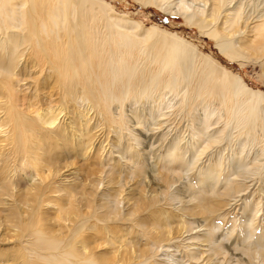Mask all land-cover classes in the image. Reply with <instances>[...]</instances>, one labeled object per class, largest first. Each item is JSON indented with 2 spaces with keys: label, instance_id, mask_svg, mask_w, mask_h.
<instances>
[{
  "label": "bare ground",
  "instance_id": "obj_1",
  "mask_svg": "<svg viewBox=\"0 0 264 264\" xmlns=\"http://www.w3.org/2000/svg\"><path fill=\"white\" fill-rule=\"evenodd\" d=\"M141 1L166 11L176 9L187 22L211 37L218 52L230 62L245 63L251 55L263 57L264 11L247 17L236 0L238 3L232 7L230 0ZM210 1L209 9L206 4ZM109 7L101 0H0V127H7L6 135L0 138V198L13 197L8 171L17 157L25 159L36 171L66 144L68 137L63 136L61 129L56 137L52 136L50 129L55 118L43 113L45 100L54 94L74 112H78L81 103L91 101L101 113L115 119L119 127L127 120L121 116L124 112L114 118L113 104L122 111L130 99L135 104L152 100L157 101V112L161 113L164 107L175 106L171 101L162 105L163 98L172 95L175 99L180 97L176 106L178 111L186 110L192 119L195 127L192 138L197 140L190 151H182L177 143L171 144L167 151L168 165L177 163L182 167L188 153L194 164L205 153L202 149L206 151L230 138L237 147L229 162L240 171L229 167V176L220 177V159L213 167L216 175L208 168L203 170L210 183L198 208L202 213L212 214L222 206L221 196L233 197L245 190L236 178L261 175L264 166L258 164L260 159L246 161L242 153L257 146L261 148L258 157L264 159V92L251 90L240 76L220 68L208 56L197 55L193 47L174 34L162 32L155 25L145 28L125 16L111 15ZM95 8L102 12L99 17L93 11ZM102 17L103 26H98ZM32 73L35 81L40 80L41 85L44 82L43 96L27 94V88L23 91ZM36 106L43 110L40 112ZM155 114L152 111L149 118L156 119ZM134 117L137 125L145 122L142 117ZM74 123L75 118L68 124ZM216 125L222 126L213 129ZM134 140L139 141L136 137ZM152 178L155 182V176ZM218 182L222 186L216 190ZM31 190L35 193L23 192L18 197V203L23 199L29 204L28 212L16 207L0 212L4 218L0 228L7 223L12 230L0 233V264H108L104 262L108 256L101 254L95 259L94 250L102 243L101 226L121 219L116 207L106 202L94 208L91 199L74 197L78 190L76 195L70 194L72 206L76 203L78 211L63 214L62 207L58 214L47 219L40 213L44 202L42 188ZM5 204L0 199V206ZM123 217L132 222V209ZM245 221L251 229L253 218ZM143 231L152 235L150 230L143 228ZM234 232L235 228L231 235ZM106 234L105 242L114 247L117 241L114 232L106 228ZM11 244L13 247L5 248ZM260 246L243 243L240 247L226 246L224 250L218 246L215 250L227 251L233 258L239 254L254 260L252 255ZM236 264L244 263L240 258Z\"/></svg>",
  "mask_w": 264,
  "mask_h": 264
},
{
  "label": "rangeland",
  "instance_id": "obj_2",
  "mask_svg": "<svg viewBox=\"0 0 264 264\" xmlns=\"http://www.w3.org/2000/svg\"><path fill=\"white\" fill-rule=\"evenodd\" d=\"M101 1L110 5L109 14L138 21L145 28L155 25L162 32L174 34L193 47L197 55L208 56L220 68L240 76L251 90L264 92V52L262 58L251 55L245 63L230 62L218 52L211 37L187 22L176 9L166 11L157 5H145L141 0ZM230 1L231 7L240 2L241 10L247 17L264 11V0ZM211 2L206 4L209 9ZM206 7L204 9L209 10ZM93 11L98 17L102 13L99 8ZM97 23L103 26V17ZM26 84L23 91L28 90L27 94L44 95V82L41 85L40 80L35 81L34 73ZM176 98H172V95L163 98L162 105L171 101L172 104H169L175 106L164 107L161 113L157 112V101L152 100L135 104L130 99L124 103L122 111L113 104L111 114L114 118L124 112L121 116L127 120L122 129L115 119L101 113L91 101L81 103L78 112H74L65 100L54 94L45 100L44 110L40 106H36V109L55 118L50 129L54 134L52 136L56 137L57 130L61 129L63 136L68 137L66 144L56 151L59 154L47 159L49 162H42L36 171L25 163V159L17 157L14 160L8 171L13 197L0 198L7 203L0 206V212L9 207L28 212L29 204L23 199L22 203H18V197L23 192L35 193L31 189L39 187L43 190L41 197L44 201L40 213L50 219L62 207L63 214L78 211L76 203L72 206L70 194L76 195L80 190L74 197L91 199L94 208L100 203L109 202L116 207L117 215L121 218L101 226L102 243L94 250L95 259L103 254L108 256L109 259H104L108 264H236V260L241 258L244 264H264V167L259 176L245 174L236 178L245 190L237 196H221L222 206L217 211L212 214L200 212L198 202L205 199L202 193L210 183L204 178L203 170L208 168L216 175L213 167L220 159V177L229 176V167L240 171L229 162L237 153V147L230 138L229 142L226 140L206 151L202 149L205 153L199 155L194 164L188 153L182 167L177 163L168 165L167 151L171 144L177 143L182 151H190L197 140L196 137L192 138L195 128L192 119L187 116L186 110L178 111L176 104L180 97ZM152 111L154 114L156 111V119L149 118ZM134 116L142 117L145 122L137 125ZM73 118L76 123L68 124ZM220 126L216 125L213 129H220ZM6 131L7 127H0V138L6 135ZM135 137L139 141L134 140ZM259 149L257 146L247 148L242 156L246 161L255 159L253 162H257L260 159L258 164L264 166V159L258 157ZM152 176H155V182ZM221 186L218 182L216 190ZM129 209H132V222L125 221L123 217ZM249 217L253 218L251 229L247 228L245 221ZM2 220L3 214H0V222ZM8 225L2 224L1 235L10 230ZM106 228L114 232L116 247L106 243ZM143 228L150 230L152 235L145 234ZM234 228L235 232L231 235ZM157 229L161 233L158 234ZM210 239L214 243H210ZM243 243L250 247L261 245L262 249L259 248L252 255L254 260L240 257L239 254L233 258L227 251V254L224 252L226 246L236 248ZM218 246L224 250L216 251ZM7 247H13V244Z\"/></svg>",
  "mask_w": 264,
  "mask_h": 264
}]
</instances>
